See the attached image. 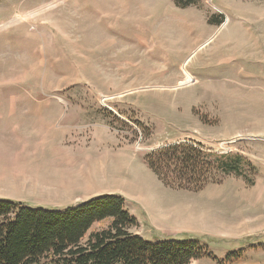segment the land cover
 <instances>
[{"label": "rangeland", "instance_id": "1", "mask_svg": "<svg viewBox=\"0 0 264 264\" xmlns=\"http://www.w3.org/2000/svg\"><path fill=\"white\" fill-rule=\"evenodd\" d=\"M177 140L253 168L165 186L145 155ZM103 192L146 239H199L189 264H264V0H0V197Z\"/></svg>", "mask_w": 264, "mask_h": 264}, {"label": "trees", "instance_id": "2", "mask_svg": "<svg viewBox=\"0 0 264 264\" xmlns=\"http://www.w3.org/2000/svg\"><path fill=\"white\" fill-rule=\"evenodd\" d=\"M193 2L178 0V5ZM216 17L217 23L223 21ZM145 160L165 186L192 191L231 173L242 175L245 165L253 168L241 154L205 150L188 140L165 142ZM136 223L118 194L92 196L63 208L0 197V264H189L206 254L199 239L149 240L131 231Z\"/></svg>", "mask_w": 264, "mask_h": 264}, {"label": "crops", "instance_id": "3", "mask_svg": "<svg viewBox=\"0 0 264 264\" xmlns=\"http://www.w3.org/2000/svg\"><path fill=\"white\" fill-rule=\"evenodd\" d=\"M132 186V185H131ZM100 194H115V193H111V192H103V193H97L96 195H100ZM96 195H93V196H96ZM121 196V195H120ZM90 197H92V196H90ZM4 198V197H3ZM89 197H87V198H85V199H88ZM11 199V198H10ZM85 199H83V200H85ZM80 201H82V200H80ZM79 202V201H78ZM51 208H53V207H51ZM261 242V237H259L258 238V242L257 243H260ZM238 247H243V246H238Z\"/></svg>", "mask_w": 264, "mask_h": 264}, {"label": "bare ground", "instance_id": "4", "mask_svg": "<svg viewBox=\"0 0 264 264\" xmlns=\"http://www.w3.org/2000/svg\"><path fill=\"white\" fill-rule=\"evenodd\" d=\"M20 17H22V15H20ZM188 80H189V76H187Z\"/></svg>", "mask_w": 264, "mask_h": 264}, {"label": "water", "instance_id": "5", "mask_svg": "<svg viewBox=\"0 0 264 264\" xmlns=\"http://www.w3.org/2000/svg\"><path fill=\"white\" fill-rule=\"evenodd\" d=\"M161 146V145H160ZM159 147V146H158Z\"/></svg>", "mask_w": 264, "mask_h": 264}]
</instances>
